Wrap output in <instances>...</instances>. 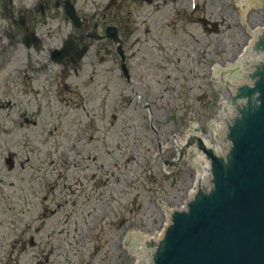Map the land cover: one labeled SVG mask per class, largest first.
Listing matches in <instances>:
<instances>
[{
    "label": "rangeland",
    "instance_id": "1",
    "mask_svg": "<svg viewBox=\"0 0 264 264\" xmlns=\"http://www.w3.org/2000/svg\"><path fill=\"white\" fill-rule=\"evenodd\" d=\"M70 1L117 27L129 80L113 44L101 65L87 52L23 76L21 56L0 48V264H53L72 239L80 244L64 264H118L119 229L149 234L154 200L174 208L185 188L184 160L154 167L168 159L165 130L181 120L182 99L200 126L211 116L209 62L242 45L230 0ZM3 13L0 0L2 27ZM43 22L69 30L59 13Z\"/></svg>",
    "mask_w": 264,
    "mask_h": 264
},
{
    "label": "water",
    "instance_id": "2",
    "mask_svg": "<svg viewBox=\"0 0 264 264\" xmlns=\"http://www.w3.org/2000/svg\"><path fill=\"white\" fill-rule=\"evenodd\" d=\"M230 3L242 45H236V54H227L225 61L216 63L224 72L242 52L250 31H254L251 34L255 39L251 48L260 39L264 48V29H261L264 10L260 8L261 4L257 0H230ZM64 11L77 24L78 17L69 0H65ZM107 31L113 42L118 43L116 51L121 57L120 67L126 73L116 27L108 26ZM250 49L240 56V61L246 64L241 72L247 71L240 78L230 77V74L220 76L217 72L211 80L215 64L209 62L203 78H208L211 105L206 107L211 116H199L202 136L198 127L192 130L187 116V99H182L181 120L165 130L168 159L157 160L154 167L175 164L178 154L184 156L178 159L185 161V188L178 190L176 209L154 200L158 214L149 235L165 222V213L172 217L164 237L151 253L144 247L129 251L132 248L130 240L126 247L122 243L127 241L125 237L135 233L119 229L115 244L123 250L124 256L120 252L118 264L127 255L126 264H264V60L259 62V54H251ZM84 51L82 48L72 60L80 59ZM71 52V45L66 44L59 55L62 57ZM226 63L231 64L224 66ZM219 83H224L228 89L218 93ZM236 113L238 115L230 119ZM226 117L230 120L226 121ZM193 145L198 150L195 151ZM197 165L201 169L199 172ZM207 169H211V188H200L186 210L175 212L184 198L188 200L193 193L190 189L193 183L204 181L209 172ZM197 175L200 176L195 181ZM149 186L152 192L151 184ZM162 235L157 231L153 239L159 240ZM135 237L138 235L132 236ZM151 245L146 242V246Z\"/></svg>",
    "mask_w": 264,
    "mask_h": 264
},
{
    "label": "flooded vegetation",
    "instance_id": "3",
    "mask_svg": "<svg viewBox=\"0 0 264 264\" xmlns=\"http://www.w3.org/2000/svg\"><path fill=\"white\" fill-rule=\"evenodd\" d=\"M63 1L64 0H7L8 4L5 7L6 0H1V5L4 10L3 14L7 17V21L3 27L0 26V35L6 39L5 43L0 41V48L3 50L10 47L15 54L21 56L22 62L20 65H17V67L22 69V76L29 72L34 73L44 68L46 69L52 65H59L62 60L71 62L70 57L62 58L57 64L51 61L55 54L50 55V52L59 49L66 39L73 48H81L83 45H86L87 50L84 56L88 52L93 56V60L98 61L97 64L99 65L105 63L108 57H111L112 41L109 37V33H107V37H103L106 26L102 29V24L100 22L93 21L86 16H81V23L75 28L64 14ZM58 13L63 19L69 21V30L67 32H65L60 23L61 26L55 25L52 26V28H45L44 26V19L52 20ZM104 40L108 42L109 46H101V42ZM101 50L104 51V54L99 55L97 58L96 53ZM104 55L105 57H103ZM20 69H16V72ZM192 100L195 102V98H192ZM188 107L190 109V106ZM62 244H65V242ZM79 244L80 243H75L72 239L71 243L66 244L67 247L62 245V254L54 256L55 260L53 264H64L66 256L70 257L71 255L70 250L75 251V246ZM121 253L124 256L123 250ZM124 253H126L125 250ZM50 256L51 255L45 256L44 260L36 259L35 264H48L51 262ZM68 263H71V261L69 260Z\"/></svg>",
    "mask_w": 264,
    "mask_h": 264
},
{
    "label": "bare ground",
    "instance_id": "4",
    "mask_svg": "<svg viewBox=\"0 0 264 264\" xmlns=\"http://www.w3.org/2000/svg\"><path fill=\"white\" fill-rule=\"evenodd\" d=\"M191 125H192V130L194 131L197 128V125L194 122H191ZM133 233H135V232H133Z\"/></svg>",
    "mask_w": 264,
    "mask_h": 264
}]
</instances>
